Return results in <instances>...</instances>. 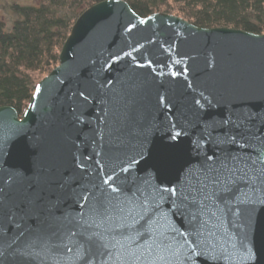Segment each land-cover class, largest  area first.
Listing matches in <instances>:
<instances>
[{"label": "water", "instance_id": "95a60500", "mask_svg": "<svg viewBox=\"0 0 264 264\" xmlns=\"http://www.w3.org/2000/svg\"><path fill=\"white\" fill-rule=\"evenodd\" d=\"M261 151L264 33L101 0L77 16L23 115L0 106V264H70L61 238L98 202L133 195L186 232L192 177ZM224 230L195 264H264V190Z\"/></svg>", "mask_w": 264, "mask_h": 264}, {"label": "snow or ice", "instance_id": "6c2138e0", "mask_svg": "<svg viewBox=\"0 0 264 264\" xmlns=\"http://www.w3.org/2000/svg\"><path fill=\"white\" fill-rule=\"evenodd\" d=\"M257 189L264 190V151L255 157L234 155L193 176L187 190H181L179 199L189 215L186 232L165 221L155 198L133 195L98 202L92 216L78 222L56 248L68 253L70 264H195L196 248L203 255L212 241L227 242L226 217Z\"/></svg>", "mask_w": 264, "mask_h": 264}, {"label": "trees", "instance_id": "16d2710c", "mask_svg": "<svg viewBox=\"0 0 264 264\" xmlns=\"http://www.w3.org/2000/svg\"><path fill=\"white\" fill-rule=\"evenodd\" d=\"M101 0H39L11 4L10 30L0 19V106L20 118L36 84L58 63L60 48L77 16ZM138 16H178L201 28L232 27L264 33V0H123Z\"/></svg>", "mask_w": 264, "mask_h": 264}, {"label": "rangeland", "instance_id": "374dc122", "mask_svg": "<svg viewBox=\"0 0 264 264\" xmlns=\"http://www.w3.org/2000/svg\"><path fill=\"white\" fill-rule=\"evenodd\" d=\"M39 0H0V19L4 20L5 30H10L12 22L17 15L12 12L11 4L18 5H36Z\"/></svg>", "mask_w": 264, "mask_h": 264}]
</instances>
